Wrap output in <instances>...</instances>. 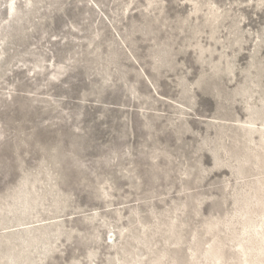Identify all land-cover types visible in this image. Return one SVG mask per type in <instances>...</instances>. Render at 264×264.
Wrapping results in <instances>:
<instances>
[{"label": "rangeland", "instance_id": "1", "mask_svg": "<svg viewBox=\"0 0 264 264\" xmlns=\"http://www.w3.org/2000/svg\"><path fill=\"white\" fill-rule=\"evenodd\" d=\"M0 264H264V0H0Z\"/></svg>", "mask_w": 264, "mask_h": 264}]
</instances>
